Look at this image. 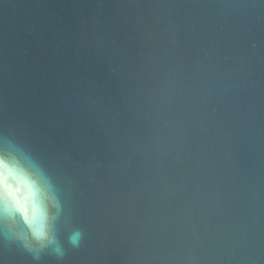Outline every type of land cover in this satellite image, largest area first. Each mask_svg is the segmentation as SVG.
I'll list each match as a JSON object with an SVG mask.
<instances>
[{"label": "water", "instance_id": "obj_1", "mask_svg": "<svg viewBox=\"0 0 264 264\" xmlns=\"http://www.w3.org/2000/svg\"><path fill=\"white\" fill-rule=\"evenodd\" d=\"M0 148L54 217L0 264H236L225 217L264 264V0H0Z\"/></svg>", "mask_w": 264, "mask_h": 264}, {"label": "clouds", "instance_id": "obj_2", "mask_svg": "<svg viewBox=\"0 0 264 264\" xmlns=\"http://www.w3.org/2000/svg\"><path fill=\"white\" fill-rule=\"evenodd\" d=\"M217 9H240L243 4H220ZM223 11H221V15ZM49 185L41 172L21 156L7 148H0V222L9 240H19L29 251L42 249L54 241L53 220L48 212ZM217 203L219 198H216ZM40 214L45 217L46 227L32 228V217ZM210 241L225 240L226 246L216 249L223 251L228 260L236 264H247L253 260L254 245L251 229L239 217H225L215 233L209 234ZM202 240L199 235L195 243ZM218 258V257H217ZM195 260L196 257L192 256Z\"/></svg>", "mask_w": 264, "mask_h": 264}]
</instances>
